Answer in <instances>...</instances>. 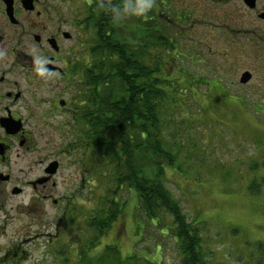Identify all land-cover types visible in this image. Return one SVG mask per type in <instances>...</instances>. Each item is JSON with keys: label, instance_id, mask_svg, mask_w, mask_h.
<instances>
[{"label": "rangeland", "instance_id": "obj_1", "mask_svg": "<svg viewBox=\"0 0 264 264\" xmlns=\"http://www.w3.org/2000/svg\"><path fill=\"white\" fill-rule=\"evenodd\" d=\"M193 1L198 7L189 9L191 19L185 25L175 15L167 16L171 27H178L184 36L183 42L178 41L170 29L166 37L180 48L167 52L155 46L148 49L153 57L158 50L164 59L162 77L178 81L167 87L177 108L170 117L165 116L162 129L164 147L175 159L162 164L161 180L187 222L199 223L205 264H253L261 258L257 245L264 243V24L251 26L254 20L241 11L238 0ZM126 25L130 33H137L138 26L129 23L123 33ZM179 70L204 75L207 81L197 86L194 77L188 84L187 75ZM246 71L253 77L243 85L240 77ZM217 93L223 96L218 98ZM41 138L50 151L61 141L47 129ZM79 149L74 159L66 157L63 174L56 179L53 194L57 197L64 192L67 201L59 222L53 223L56 210L50 204L40 211L31 207V218L51 222L48 231L33 225V232L40 235L24 242L28 252H17L12 259L0 253L6 257L0 264H82L85 252L92 264H182L177 241L163 222L157 226L145 216L138 193L128 183L116 198L121 212L97 237L89 220L99 209L104 189L116 187L114 165L109 158L89 172L83 167L87 162L83 143ZM155 162L154 167L161 166ZM149 164L144 158L145 175L155 177ZM82 179L80 189L77 183ZM28 198L26 195L25 202ZM69 200L75 203L69 208H75L71 218L66 214ZM163 213L169 217L166 223L172 224L171 217ZM18 218L15 229L31 220ZM8 241L0 238V247Z\"/></svg>", "mask_w": 264, "mask_h": 264}, {"label": "flooded vegetation", "instance_id": "obj_2", "mask_svg": "<svg viewBox=\"0 0 264 264\" xmlns=\"http://www.w3.org/2000/svg\"><path fill=\"white\" fill-rule=\"evenodd\" d=\"M237 3L241 11L252 16L251 26L264 24V0ZM193 6L198 7L193 0H155L149 11L152 17L148 18L156 27L154 39L162 38V29L165 32L173 29L174 37L182 41L183 33L178 27L176 30L171 27L167 16L175 15L185 25L191 19L187 15ZM112 14L113 6L107 0H0V238H9L6 246L0 247V253L9 259L17 252H28L24 242L28 244L40 235L33 232V225L40 224L41 231H48L51 222L44 217L31 218V207L40 211L43 205L50 204L56 210L52 216L56 224L59 214L65 213L64 192L57 197L53 194L58 186L56 179L63 174L66 157L74 159V153L82 146L81 109L87 105L85 78L96 71L98 19L105 16L108 27L102 21L101 31L104 32L106 24L110 37ZM129 19L128 13L126 24ZM146 19L141 16L136 34L130 33L126 25L127 37L144 41ZM149 39L152 41L151 36ZM156 52L159 56V51ZM91 99L93 121L94 94ZM45 129L61 139L51 151L41 138ZM91 166L94 171L95 166ZM83 182L82 179L77 183L80 189ZM26 195L28 202L24 199ZM17 198L20 202L14 203ZM18 217L31 220L15 229ZM2 258L0 261L6 259Z\"/></svg>", "mask_w": 264, "mask_h": 264}, {"label": "trees", "instance_id": "obj_3", "mask_svg": "<svg viewBox=\"0 0 264 264\" xmlns=\"http://www.w3.org/2000/svg\"><path fill=\"white\" fill-rule=\"evenodd\" d=\"M107 1L113 6L110 21L111 35L109 37L106 34L108 23L105 16L103 19H98L97 26L100 32L98 60L95 74H87L85 78L87 105H83L81 109L84 119L81 127V142L86 149H84L87 157L85 168L90 167L89 172L91 165L112 159L116 187L114 190L104 189L98 202L99 209L93 212L94 217L89 220L90 225L96 228L97 237L111 227L122 210L116 200L117 194L128 183V188L138 193L145 216L157 226H162L159 222H163L168 233L175 238L183 255L182 264H205L200 249L199 223L187 222L182 208L171 197L161 180L164 174L162 164L165 162L169 164L175 159L164 147L162 129L165 126V116L170 117L171 112L177 108L167 87L178 81L166 79V75L162 77L164 59L161 56L153 57L148 49L155 46L167 52L174 50L176 46L167 39L164 29H162V38L154 39L156 27L153 26L152 20H148L149 16L152 17L149 12L145 15L147 19L144 41L131 40L123 33L127 14L121 20L115 16V9L122 7L129 0ZM133 1L135 0H131ZM129 14L134 20L132 23L128 22L129 24L138 26L139 22H142L141 16ZM102 21L106 22L103 25L104 32L101 31ZM150 36L152 41L149 39ZM172 59L174 60V55ZM180 72L187 75L188 84L195 78L198 79L194 81L197 82V86L207 81L204 75H189L185 70ZM93 94L96 117L91 121L90 112L93 110L90 104L93 103L91 99ZM220 94L217 93L218 98ZM144 158L146 164L150 163L148 167L155 173V177L145 175L146 166L142 165ZM155 160L161 164L160 167H154ZM68 205L66 214L71 218L73 214H70V211L74 212L75 208L72 210L69 208L75 203L70 202ZM163 212L171 217L172 224L166 223L169 217ZM83 250L87 251L85 248ZM256 251L261 258L253 264H264V243L258 244ZM82 254V264H92L87 259V253Z\"/></svg>", "mask_w": 264, "mask_h": 264}, {"label": "clouds", "instance_id": "obj_4", "mask_svg": "<svg viewBox=\"0 0 264 264\" xmlns=\"http://www.w3.org/2000/svg\"><path fill=\"white\" fill-rule=\"evenodd\" d=\"M155 0H138L137 2H126L122 7L115 9V16L121 20L125 14L132 13L137 16L146 15L154 6Z\"/></svg>", "mask_w": 264, "mask_h": 264}, {"label": "water", "instance_id": "obj_5", "mask_svg": "<svg viewBox=\"0 0 264 264\" xmlns=\"http://www.w3.org/2000/svg\"><path fill=\"white\" fill-rule=\"evenodd\" d=\"M252 74L249 71L244 72L240 77V83L241 84H247L251 81Z\"/></svg>", "mask_w": 264, "mask_h": 264}]
</instances>
